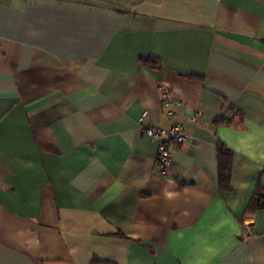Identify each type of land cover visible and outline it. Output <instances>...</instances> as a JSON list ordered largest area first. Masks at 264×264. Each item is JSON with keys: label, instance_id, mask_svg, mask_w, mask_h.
<instances>
[{"label": "crops", "instance_id": "crops-1", "mask_svg": "<svg viewBox=\"0 0 264 264\" xmlns=\"http://www.w3.org/2000/svg\"><path fill=\"white\" fill-rule=\"evenodd\" d=\"M258 184L264 0H0V264H264Z\"/></svg>", "mask_w": 264, "mask_h": 264}, {"label": "built area", "instance_id": "built-area-1", "mask_svg": "<svg viewBox=\"0 0 264 264\" xmlns=\"http://www.w3.org/2000/svg\"><path fill=\"white\" fill-rule=\"evenodd\" d=\"M162 99L169 107L166 111V115L172 118L175 115L174 107L179 105V101L171 98L168 92H162ZM202 109H198L190 117L192 123H196L199 118L202 117ZM142 133L151 139H155L158 142V150L155 158L154 170L160 176L167 175L168 165L171 161V150L178 147L186 139L184 132V125L179 121H172L168 128H163L157 125H141ZM245 236V234H243ZM264 239V234H262Z\"/></svg>", "mask_w": 264, "mask_h": 264}, {"label": "trees", "instance_id": "trees-1", "mask_svg": "<svg viewBox=\"0 0 264 264\" xmlns=\"http://www.w3.org/2000/svg\"><path fill=\"white\" fill-rule=\"evenodd\" d=\"M156 57H142L143 64L155 65ZM219 120H216V122ZM232 154L230 150L224 146H218V163H219V183L222 188L226 187L229 179V170L231 167ZM264 207V186L258 184L247 206L248 209Z\"/></svg>", "mask_w": 264, "mask_h": 264}]
</instances>
